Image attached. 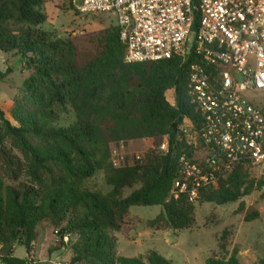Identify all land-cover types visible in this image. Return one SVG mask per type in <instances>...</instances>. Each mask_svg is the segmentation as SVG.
<instances>
[{"label": "trees", "instance_id": "obj_1", "mask_svg": "<svg viewBox=\"0 0 264 264\" xmlns=\"http://www.w3.org/2000/svg\"><path fill=\"white\" fill-rule=\"evenodd\" d=\"M52 0H0V52L19 56L31 73L23 97L12 112L13 125L0 108V247L10 264H34L38 228L52 227L60 248L71 253L68 264H172L156 251L146 259L119 256L120 232L133 206H161L162 213L148 224L156 230H187L195 224V205L218 206L238 202L264 188V178H252L242 167L201 193L198 203L169 199L180 166L178 144L164 155L165 137L174 139L173 125L184 117L199 121L188 90L189 66L173 57L157 62L126 64V45L116 25L96 34L91 50L74 40L41 30L44 10ZM7 72L0 71L2 82ZM174 92L175 103L168 98ZM74 112L69 126L58 123ZM151 139L153 149L116 167L111 145ZM24 158L21 163L4 143ZM103 171L111 192L84 186ZM12 173L15 183L7 184ZM24 175L25 180H21ZM125 197L126 189H134ZM247 222L259 218L254 207L238 211ZM68 241H64V238ZM26 247L28 257L13 256L15 246ZM60 248L54 249L58 251ZM206 264H242L235 256L209 258ZM258 264H264L262 259Z\"/></svg>", "mask_w": 264, "mask_h": 264}, {"label": "built area", "instance_id": "obj_2", "mask_svg": "<svg viewBox=\"0 0 264 264\" xmlns=\"http://www.w3.org/2000/svg\"><path fill=\"white\" fill-rule=\"evenodd\" d=\"M75 1L82 14L116 17L126 64L192 60L189 97L201 119L184 117L160 146L164 155L185 147L169 199L196 204L239 166L264 178V0Z\"/></svg>", "mask_w": 264, "mask_h": 264}, {"label": "rangeland", "instance_id": "obj_3", "mask_svg": "<svg viewBox=\"0 0 264 264\" xmlns=\"http://www.w3.org/2000/svg\"><path fill=\"white\" fill-rule=\"evenodd\" d=\"M78 3V2H77ZM48 20L40 26L41 30L51 32L57 37L70 38L83 50H91L93 38L101 31L117 25L116 17L110 13L82 14L76 8L75 0H52L44 6ZM6 78L0 82V108L6 119L13 125L12 112L16 102L23 97V84L31 73L24 68V62L19 56L5 55L0 52V71L7 72ZM174 92L168 93L171 102ZM257 102L263 104V98L256 96ZM77 119L74 112L62 114L59 126L66 127ZM6 150L21 163L24 157L16 150L12 152V144L4 143ZM153 149L151 139L132 140L111 145V161L116 167L123 166L127 159L141 157ZM0 169L3 170V159L0 156ZM12 173L6 176L9 185L14 184ZM21 180H25L24 175ZM84 186L92 191L103 194L111 192L106 183L103 171L97 172L92 178L84 181ZM134 189H126L124 196H129ZM245 210L254 207L259 212V218L247 222L245 214H239L240 206ZM162 213L161 206H133L125 217L122 230L111 232L118 240L119 256L125 258H143L156 251L172 264H206L211 258L229 259L235 255L242 264H258L264 259V188L254 191L238 202L218 206L204 203L195 205V224L187 230L164 228L156 230L148 222ZM57 234L50 225L44 224L38 228V237L34 243V264H68L71 253L60 248ZM2 250L0 247V257ZM13 256L19 259L28 257L26 247L16 245Z\"/></svg>", "mask_w": 264, "mask_h": 264}, {"label": "water", "instance_id": "obj_4", "mask_svg": "<svg viewBox=\"0 0 264 264\" xmlns=\"http://www.w3.org/2000/svg\"><path fill=\"white\" fill-rule=\"evenodd\" d=\"M176 129H177V124H174L173 125V130L176 131Z\"/></svg>", "mask_w": 264, "mask_h": 264}]
</instances>
